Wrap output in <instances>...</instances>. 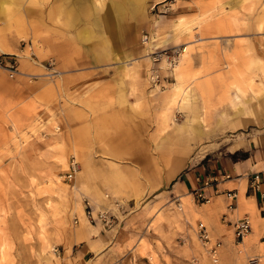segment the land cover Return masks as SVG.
<instances>
[{
	"label": "rangeland",
	"instance_id": "1",
	"mask_svg": "<svg viewBox=\"0 0 264 264\" xmlns=\"http://www.w3.org/2000/svg\"><path fill=\"white\" fill-rule=\"evenodd\" d=\"M0 8V57L18 70L12 77L0 65V264H264L234 232L214 233L203 203L170 184L208 157H264V0H0ZM172 46L185 47L191 95L168 106L176 77L152 87L143 50ZM215 72L216 88L198 80ZM191 107L205 114L202 127L188 119ZM84 201L109 209L115 224L89 223ZM199 221L222 241L217 263L195 232Z\"/></svg>",
	"mask_w": 264,
	"mask_h": 264
},
{
	"label": "crops",
	"instance_id": "2",
	"mask_svg": "<svg viewBox=\"0 0 264 264\" xmlns=\"http://www.w3.org/2000/svg\"><path fill=\"white\" fill-rule=\"evenodd\" d=\"M76 1L78 0H72V2ZM7 12H9V10H7L6 13ZM2 13V9L0 8V16ZM125 31L127 36H129L127 38L133 41L131 36L132 27H127ZM115 32V35H119L117 31ZM143 53L145 56L149 55L145 49ZM194 67L195 65L192 66L193 72L198 71L194 69ZM181 68L185 71L184 78L179 81L178 75L174 71L173 74L176 77V81L172 84V88L166 91L168 106L171 104L170 102L175 100L186 101L191 95V93L188 92L186 83L189 78L187 76L189 71L186 67ZM204 68L205 67L202 66V72H204ZM218 73L219 72L211 73L210 78L207 77L208 73H205V76L203 73L201 77L199 76L198 80L207 78L208 82L211 80L212 85L216 88L214 85L216 80L214 82V79L217 78L216 74ZM190 78L192 79V77ZM175 83L180 84V88H176L174 86ZM108 84L112 83L108 82ZM206 85H208V83ZM166 92H163L161 96ZM261 98H264V96ZM261 98H259L258 101L263 103L264 99L261 100ZM176 104L181 103L178 102ZM196 108H189L190 114L187 117L190 120H192L191 116L193 118L196 117V119H199L198 122L202 127L207 118H205L204 113L197 114L199 110ZM163 119L165 122L167 121L165 116ZM231 124L234 129L237 128V124ZM194 133L199 136L201 131L194 129ZM241 145H243V143L238 142L236 146L232 148L233 153H235ZM261 157L262 156L258 155L256 152H253L244 159L237 160L233 159V156H224L220 158L208 157L207 161H204V163L195 168H191L188 172L184 173V175H181L177 181H173V178L170 184L173 182L174 188L178 185L177 191L174 192L182 195L184 198H188L189 195L187 194L193 193V191L199 187L205 188L206 194L210 197L211 202L202 204L199 210L202 216L207 217L210 221L214 233L220 236L224 234L229 236L231 231L233 232L234 223L240 218L249 216L252 220V230L247 239H244L242 243H244L247 251L252 257L264 261V157ZM225 174L230 175V178H225ZM255 176L259 178L260 182V188L258 190L255 187L253 188L251 183V180ZM206 181L211 182L209 186L205 187L206 184L204 183ZM230 193H235V199L229 197ZM230 204H233L231 208L229 206ZM188 209L189 207L186 205V211H188ZM81 217L83 220V213Z\"/></svg>",
	"mask_w": 264,
	"mask_h": 264
},
{
	"label": "built area",
	"instance_id": "3",
	"mask_svg": "<svg viewBox=\"0 0 264 264\" xmlns=\"http://www.w3.org/2000/svg\"><path fill=\"white\" fill-rule=\"evenodd\" d=\"M143 42L145 44L151 41L149 35H142ZM185 50L180 46H172L167 49H160L156 51H152L149 56L152 63V68L149 70V83L152 87H156L159 89H167L168 86L173 83L175 80L173 74V67L179 62L181 59L182 52ZM8 68L9 74L13 77L17 74V62L11 58V56L5 55L4 57H0V65H3ZM165 70L167 72L166 76H163L161 71ZM78 161L76 157L70 161L69 170L66 174V178L69 181H72L75 177V174L78 172ZM225 178H230V175L225 174ZM211 181H206L204 184L205 187L210 185ZM252 187L257 190L260 188L259 178L257 176L253 177L251 180ZM194 198L205 203H210L211 199L206 194V190L204 187H199L193 191ZM229 197L231 199H235V193H230ZM86 206L84 209V215L86 220L89 223H102L105 226H113L115 224V215L110 212L109 209H103L96 211L94 206L88 201H84ZM119 205V204H118ZM179 205L181 206V202L179 201ZM230 208L233 204L229 205ZM77 222L79 221L75 218ZM252 230V220L249 216H245L243 218L238 219L237 222L233 225V232L235 235V239L238 242H243V240L248 237ZM195 232L198 234V238L202 243L203 248L206 250L207 254L210 256L211 261L213 263H217L219 260L220 248L222 246V241L218 238H215L213 233H211L208 225L202 221H199L196 225Z\"/></svg>",
	"mask_w": 264,
	"mask_h": 264
},
{
	"label": "bare ground",
	"instance_id": "4",
	"mask_svg": "<svg viewBox=\"0 0 264 264\" xmlns=\"http://www.w3.org/2000/svg\"><path fill=\"white\" fill-rule=\"evenodd\" d=\"M152 40V39H151ZM151 43V42H150ZM150 43H147L148 44V46H149V44ZM149 55H150V53H148ZM185 54L186 53H184V51L182 52V55H181V59L179 60V62L173 67V72L175 71V69L177 68V70H178V80L179 81H181L183 78H184V76H185V71L184 70H182V68L180 67L181 66V64L183 63V61H184V59H185ZM148 56V55H147ZM148 81H149V78H148ZM180 84H177V83H175L174 84V86L176 87V88H180V86H179ZM184 94V93H183ZM180 208L182 209V207L180 206Z\"/></svg>",
	"mask_w": 264,
	"mask_h": 264
}]
</instances>
